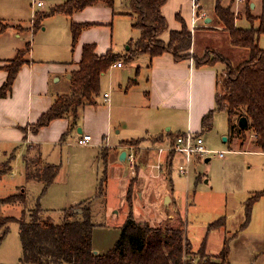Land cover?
Segmentation results:
<instances>
[{
  "label": "crops",
  "instance_id": "obj_1",
  "mask_svg": "<svg viewBox=\"0 0 264 264\" xmlns=\"http://www.w3.org/2000/svg\"><path fill=\"white\" fill-rule=\"evenodd\" d=\"M65 1L63 0L62 3ZM194 2L199 5L197 9L193 8ZM217 2L223 7L231 8L234 23L242 18L241 11L247 10L246 5L248 6L246 19L250 23H259L260 17L264 18V0H166L162 13L167 20L168 30L181 28V22L177 18L179 17L186 24L193 39L194 36L195 38L210 37L215 38L218 44L219 41L227 38L229 43L228 35L215 14ZM241 4L243 8H240ZM100 7L107 8L110 12L106 15L101 14L99 10L105 12L106 9H99ZM38 12L45 13V11L35 13ZM123 12L127 15L129 10H123ZM116 14L114 7L109 8L98 4L86 7L70 17L62 15L65 23H57L55 26L58 36L53 32H47V26L43 27V31L40 32L45 34L39 38L41 48L45 51L35 50V45L33 46L18 69L10 91L5 97L0 98V155L2 154L0 161L3 159L7 161L8 171L4 175L13 174V166L19 161L18 173H22L25 184H40V195L36 202L39 206V198L43 201L50 191L59 189L56 201L58 203L62 201L58 205H64L59 209L62 214L64 210L70 208L81 212L75 206L90 200L91 216L101 209L100 225L104 226V221L108 219L107 223L115 224L109 227L118 228L119 231L129 211L126 195L133 178L130 174L126 177L122 172L127 165L130 169L127 156L130 152L128 146L132 144L127 143L137 142L133 145L136 147L134 151L136 165L140 169L143 165L145 167L148 163L155 161L154 148L159 142L187 131L203 133L201 119L214 107L216 72L223 66L216 64L202 66L205 69H199L200 67L194 66L192 59L176 61L168 52L153 58L139 54L127 61V65L122 63L121 67H116L112 64L101 75L100 92L94 103L83 104L74 116L55 118L46 125L36 128L41 115L48 111L60 96L70 93L71 75L79 69L82 47L85 44H94L95 54L98 56L104 55L107 51L117 55L111 43L101 39L106 31L111 32ZM170 17L175 20L172 24L169 23ZM72 23L88 24L82 28L73 48L70 29ZM8 25L4 24V28L0 29V87L7 78V72L2 67L9 65V61L15 58L19 51L24 50L21 45L23 44V28L18 27L19 31L14 33L16 41L9 43L4 37L10 28ZM101 26H105L102 34L98 31ZM30 28L34 34L38 32L31 25ZM40 32L37 34L39 35ZM52 34L53 37L58 38L50 39ZM161 39L165 42L168 40V31L162 35ZM61 40L63 44L65 40L70 41L71 53L70 56L67 54L63 56L64 58H57L54 54L55 50L59 49ZM206 49L207 47L201 49L200 54L202 55ZM196 51L195 42L192 41L190 53L196 54ZM118 60L122 61V58L118 56L116 62H120ZM105 93L108 94V98L104 97ZM84 134L91 136V143L79 145L77 141ZM250 136L254 141L252 132ZM254 149L253 152L264 157V153L259 148ZM123 151L126 152V157L120 160L119 157ZM176 156L178 155L174 156L173 163ZM180 159L181 157L179 161ZM208 160L209 158L206 157L205 161ZM31 162L37 167L35 171L31 170ZM173 163L168 169L166 167L160 180H148L143 173L138 175V180L133 186L135 193L132 196V213L136 222L159 226L163 220L174 222L176 216L181 218L173 204L175 202L171 178ZM46 165L56 167L57 174L46 191L41 194L43 182L37 178L28 179L27 171L29 170L31 174L36 172L34 174L36 175L42 172ZM102 171L103 175L100 178L99 172ZM141 171L143 172L142 169ZM90 173L95 176L92 182ZM114 179H117L119 183L121 200L123 199L122 206L119 205L118 210H115V206L112 209L106 206L108 188ZM102 180H105L104 192L96 197ZM24 186H16V188H23L25 192ZM167 197L170 198L168 208L164 205L169 200L168 198L165 201ZM98 200L101 204L94 207ZM103 202L105 207L102 205ZM50 209L52 208H42L43 213L51 211ZM164 209L171 210L169 212L171 218L165 215ZM252 209L253 207L251 211ZM118 213H122L119 223L115 222V216ZM95 228L92 233L94 252L105 253L113 245L106 251L99 252L93 243ZM235 234L236 237L230 242L237 240L240 237L238 231L224 235L222 243L229 238V235L231 238ZM202 244L207 252L205 240ZM219 252L206 254L216 255Z\"/></svg>",
  "mask_w": 264,
  "mask_h": 264
},
{
  "label": "trees",
  "instance_id": "obj_2",
  "mask_svg": "<svg viewBox=\"0 0 264 264\" xmlns=\"http://www.w3.org/2000/svg\"><path fill=\"white\" fill-rule=\"evenodd\" d=\"M166 0H128L129 15L133 22L131 27L139 32L135 40V48L125 56L130 61L139 54L149 58L159 56L164 52L170 53L176 61L192 59L194 66H213L221 64L223 68L216 72L214 107L201 119L202 131L211 129L214 115L225 112L229 126L237 124L240 117L248 121L247 129H251L254 142L264 153V48L259 44L264 36V18L259 23H251L249 28H239L235 25L234 14L230 7H223L219 2L215 5V14L220 20L223 30L227 33L229 43L234 48L246 51V57L237 66L213 49H206L199 57L190 53L193 37L181 18L179 30H168V23L162 13ZM102 4L114 7V0H66L56 5L46 13L38 12L34 17L33 29L40 26L43 18L54 14L67 17L82 11L86 7ZM255 19V18H254ZM88 24H71V46L76 44L82 28ZM168 31V40L161 39ZM29 52V43L25 50ZM19 51L9 65L2 68L7 72V78L0 87V98L5 97L12 87L18 69L23 64L18 56ZM118 55L107 51L104 55L95 54L94 44L82 47L79 69L71 76L70 93L60 96L55 103L41 115L36 128L42 127L52 119L66 115H76L80 106L94 103L100 92V77L116 62ZM241 132L244 130L240 129ZM130 142L127 144H135ZM27 169L29 165L26 166ZM6 173L0 171V179ZM57 168L44 166V170L36 175L29 170L27 178H37L43 182L41 194L53 182ZM105 180L100 181L96 197L104 192ZM135 179H131L126 200L128 214L120 227V232L113 246L105 253L94 252L92 233L95 224L92 222L90 200L63 211V220L54 223L40 217L42 208L37 203L26 218L25 213L20 218L0 214V241L9 232L11 223H18L19 238L22 248L20 264H230L229 242L236 237L226 238L222 250L216 255H207L204 244L198 251H193L182 224L179 226H151L148 223L136 222L132 213V189ZM24 190L0 199V207L4 205L23 204ZM264 198V188L255 192L246 200L245 222L240 226L243 230L250 217L252 204ZM25 208V207H24ZM26 209V208H25ZM225 224L221 217L208 225V231Z\"/></svg>",
  "mask_w": 264,
  "mask_h": 264
},
{
  "label": "rangeland",
  "instance_id": "obj_3",
  "mask_svg": "<svg viewBox=\"0 0 264 264\" xmlns=\"http://www.w3.org/2000/svg\"><path fill=\"white\" fill-rule=\"evenodd\" d=\"M42 7H37L33 4V0H0V29L4 28V24H9L8 32L5 38L9 43L15 42V31H19L18 27L23 28L22 49L25 50L26 44L29 43V51L35 50L45 51L41 48L40 36L45 34L40 32L43 27L48 28L47 32H53L57 36L58 30L55 28L57 23H65L61 14H54L41 20L40 26L36 31L39 35L31 31L30 25H34V17L37 11L48 12L55 5L63 2V0H41ZM246 4V3H245ZM232 7V4H231ZM243 8V4L240 5ZM239 8V10H240ZM99 9H106L105 12L99 10L101 14H107L109 9L100 7ZM235 9V8H233ZM242 9V18L238 19L236 26L239 28H249L251 23L246 19L248 6ZM123 10H129L128 0H114V11L117 13L113 19L111 32H104V27L101 26L98 30L102 34V40L110 42L114 52L122 58L121 63L127 65L125 55L131 53V49L135 48V40L139 36V32L131 27L132 18L127 16ZM122 12V13H121ZM35 13V15H34ZM103 17V16H101ZM174 18H169V23H174ZM31 23V24H30ZM257 25V23H255ZM254 24V25H255ZM43 31V30H42ZM55 39L50 35V39ZM58 38V37H57ZM56 38V39H57ZM264 36L260 38V46L264 48ZM195 46L197 48L196 54L200 57L201 49L207 47L221 53L225 56L232 65L237 66L246 57V51L240 48L232 47L227 38L218 42L215 38H195ZM59 49L55 50L54 54L57 58H64V55L70 56V41L61 40ZM131 48V49H130ZM20 53L18 56L20 61H24L28 57L29 52ZM243 51V52H242ZM243 54L245 57H243ZM221 65V64H219ZM222 66V65H221ZM216 68V67H215ZM199 69H205L200 67ZM220 72V70H218ZM175 129L173 128V131ZM251 129H246L243 132L237 124L229 126L225 112H217L214 115L213 125L211 129L204 130L203 133H196L201 135L205 147L210 150V154L203 158L193 159L190 164L188 175H180L177 169L180 156H176L173 163L172 188L174 189L173 197L175 199V211H179L180 217L175 218L174 222L163 220L162 226H179L183 225L185 234L190 242L193 250L200 249L202 242L205 240L206 253L215 254L221 250L222 240L224 235L237 232L240 237L237 240L230 242L229 249V263L230 264H264V198L258 199L252 204V211L250 221L247 227L241 232L240 226L245 222V206L246 200L252 196L255 191L264 187V157L255 151L258 148L251 138ZM253 133V132H252ZM219 153H223L219 157ZM2 155V154H1ZM0 155V160L2 159ZM209 158L208 161L205 159ZM4 160V159H3ZM0 161V171H8L7 161ZM30 163V162H29ZM31 170L35 171L37 167L30 164ZM20 168L19 161L15 162L13 166V174H6L0 179V199L13 195L19 192L20 188L16 186H24L25 201L23 204L4 205L0 207V214L3 216H14L20 218L25 213L26 218L31 211H36L34 208L38 197L40 195V184L31 183L25 184L22 173H18ZM142 170H145L144 165ZM127 177L131 175L129 166L124 167L122 171ZM34 172L33 174H35ZM91 174V173H90ZM100 178L103 171L99 172ZM168 174V171H167ZM139 175V174H138ZM138 175L133 176L132 179L138 180ZM195 177L196 181H195ZM95 176L91 174V182L94 181ZM160 180V179H159ZM134 186V185H133ZM117 179H114L108 188V196L106 206L115 210L122 206L121 191L119 189ZM23 189V188H21ZM92 190V186H91ZM95 192V191H94ZM135 190L132 189V196ZM59 189L50 191L41 201L42 208H52L51 211L40 213V217L44 220H49L58 223L63 220V214L59 211L61 208L56 201L58 200ZM169 198V197H168ZM69 200V199H68ZM77 200V199H76ZM78 201V200H77ZM95 202L94 207L101 204V201ZM66 202V201H63ZM70 202V201H69ZM75 202V201H74ZM69 204V203H67ZM73 204V203H72ZM102 205L105 207V203ZM167 208L170 205V198L166 204ZM66 206V205H65ZM26 209H25V208ZM165 215L169 216L170 209H164ZM100 211L92 216V222L95 223V231L93 235V243L99 252H104L109 249L119 236L120 229L109 227L114 226V223H107L108 219L104 221V226L99 223ZM122 213L115 216V222H120ZM225 217V224L219 228H214L208 231V225L217 219ZM171 218V216H169ZM125 220V219H124ZM98 224V225H97ZM123 224V223H122ZM18 223H11L9 225V232L6 237L0 241V264H20L22 256L21 242L19 238ZM229 235L228 237H230ZM33 264V263H30ZM53 264V263H49Z\"/></svg>",
  "mask_w": 264,
  "mask_h": 264
},
{
  "label": "built area",
  "instance_id": "obj_4",
  "mask_svg": "<svg viewBox=\"0 0 264 264\" xmlns=\"http://www.w3.org/2000/svg\"><path fill=\"white\" fill-rule=\"evenodd\" d=\"M243 1V0H239ZM33 4L37 7H42L44 4L41 0H33ZM199 7L198 3H193V8L197 9ZM113 66L121 67V62L113 63ZM105 98H108V94H104ZM77 143L79 145H88L91 143L90 135H82L78 139ZM130 152L128 153L127 159L130 164L131 175L136 176L140 173L146 176L148 180H157L160 179L164 170L168 169L173 163L174 156L179 155L181 157L177 169L180 175H188L190 169V163L194 158H203L206 155L210 154L203 142L201 135H196L191 131L178 134L172 138H167L165 141H161L154 148L156 153V159L152 163H148L145 166V170L141 171L142 168L136 165V156H135V145L128 146ZM219 157L223 156V153L218 154Z\"/></svg>",
  "mask_w": 264,
  "mask_h": 264
},
{
  "label": "water",
  "instance_id": "obj_5",
  "mask_svg": "<svg viewBox=\"0 0 264 264\" xmlns=\"http://www.w3.org/2000/svg\"><path fill=\"white\" fill-rule=\"evenodd\" d=\"M237 125H238V127H239L240 129H242V130H246L247 127H248V121H247V119H246L245 117H240V118L238 119V121H237ZM78 131H80V129H78ZM125 157H126V152L123 151L122 154H121V156L119 157V159H120V160H122V159L124 160ZM167 200H168V197L166 198L165 201H167ZM78 212H80V211H78Z\"/></svg>",
  "mask_w": 264,
  "mask_h": 264
}]
</instances>
